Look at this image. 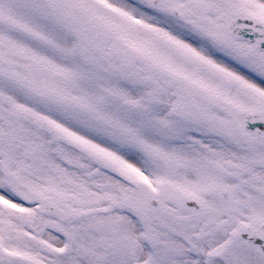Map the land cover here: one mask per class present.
<instances>
[{"label": "snow or ice", "instance_id": "obj_1", "mask_svg": "<svg viewBox=\"0 0 264 264\" xmlns=\"http://www.w3.org/2000/svg\"><path fill=\"white\" fill-rule=\"evenodd\" d=\"M0 264H264V0H0Z\"/></svg>", "mask_w": 264, "mask_h": 264}]
</instances>
